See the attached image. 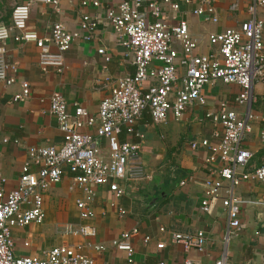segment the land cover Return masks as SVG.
Wrapping results in <instances>:
<instances>
[{"label": "built area", "instance_id": "1", "mask_svg": "<svg viewBox=\"0 0 264 264\" xmlns=\"http://www.w3.org/2000/svg\"><path fill=\"white\" fill-rule=\"evenodd\" d=\"M60 11L61 0H36ZM221 0H184V5H197L192 13L214 23L218 22L216 3ZM231 11L239 3L247 2L249 17L238 29H228L209 35L211 50L204 55L196 51L199 42L189 31L184 19L168 23L164 7H170L173 13L181 6L172 0H124L117 9H110L106 19L111 24L117 40L126 49L135 67L132 76L118 80L117 85L100 102L98 114H91L84 106L76 105L74 113L69 111L66 98L61 93L50 97V114L58 121L64 141L60 147H30L27 153L31 162L21 168V175L15 189L7 191L4 185L7 179L0 174V264H97L86 253L92 248L102 254L104 247L90 241L97 238L95 227L84 225L78 228L67 227L65 233L83 239V242L65 243L42 252L41 256L17 255L13 240V230L25 228L31 224H42L46 218L44 194L52 184L62 180L65 171L71 173L74 184L87 194H94V187L107 186L115 199L122 198L126 186L145 179V170L141 161V144L127 140L112 150L110 159L100 155L102 140L119 136H139L136 125L148 113L154 125H160L169 116L175 120L183 119L187 110L194 105H205L203 90L219 82L236 85L240 88L234 99L238 106L246 107L240 113L230 108L229 102H221L217 109L206 113L213 123L212 136L217 140L211 144L204 139L200 144L192 143L191 148L202 145L211 151L207 162L218 159L222 166L213 171V177H219L230 184L222 206L228 219V227L222 243L223 249L215 264H234L230 259L229 243L235 232L241 229L240 212L244 206H264V197L245 199L235 195V188L246 182H264V164L253 170L247 166L253 157L243 143L251 133L256 115L253 104L262 105L261 140L264 142V93L259 94L258 86L264 87V21L257 12L264 7V0H232ZM101 7L100 0H83L81 7ZM32 3L13 7L8 24L0 23V84L9 87L18 82L16 65L7 62L6 43H33L39 50V67L43 73L54 70L61 74L66 70L65 54L73 44L83 39L91 42L96 39L98 16L85 14L81 17L76 31H69L62 23H55L47 36H40L28 29ZM53 48L55 50H53ZM216 48V50H214ZM98 54L106 62L111 61L104 49ZM21 92L14 95L13 101L28 99L31 92L27 81L21 82ZM86 127L94 132H86ZM10 139H3V145ZM19 145V141H14ZM31 164L39 170L33 172ZM220 187L212 179L205 183L201 210L211 213L220 200ZM114 206V203H112ZM77 209L82 219L93 218L86 201L78 200ZM121 217L127 212L120 210ZM164 228L161 232H165ZM140 235L138 229L124 232L115 244L117 250L125 252L129 263L133 262L135 249L132 239ZM151 237H145L149 243ZM174 244H180L186 251H203L207 243L204 231L195 233H174ZM164 243L157 248L163 249ZM26 246L28 244L26 243ZM101 264H108L103 262ZM156 264H169L161 260ZM184 264H199L186 260Z\"/></svg>", "mask_w": 264, "mask_h": 264}, {"label": "crops", "instance_id": "2", "mask_svg": "<svg viewBox=\"0 0 264 264\" xmlns=\"http://www.w3.org/2000/svg\"><path fill=\"white\" fill-rule=\"evenodd\" d=\"M83 0H61L60 11L36 0H0V23L10 22L11 12L16 5L32 3L28 29L40 36L50 34L55 23H62L69 31H76L81 17L85 14L98 16L96 39L91 42L80 39L65 54L66 70L59 74L54 70L43 73L39 67V50L33 43H6V58L18 68V82L6 87L0 84V174L7 179L4 185L7 191L15 189L24 164L30 163L27 149L30 147H60L64 136L59 129L56 117L50 114V97L61 93L67 100L69 111L74 113L76 105L84 106L91 114H98L100 102L123 77L132 76L135 67L126 49L117 40L114 30L106 19L110 9H117L124 0H100L101 7H81ZM92 1V0H87ZM181 6L175 14L170 7H164L168 23H175L177 18L189 24L190 35L199 42L196 51L204 55L211 50L209 35L228 29H238L249 17L247 2L239 3L231 11L232 0L216 3L218 22L195 16L192 11L197 5H184V0H172ZM257 17L264 21V7L257 12ZM104 49L111 61L106 62L98 54ZM53 50H55L53 48ZM216 50V48H214ZM27 81L31 92L28 99L14 102V95L21 92L20 83ZM240 88L219 82L207 85L203 90L205 105H194L177 121L169 116L160 125H154L148 113H145L136 125L139 136H126L125 139L141 144V161L145 170V179L126 186L122 198L115 199L107 186L94 187L90 195L76 186L71 173L65 171L62 180L52 184L44 194L46 218L42 224H31L25 228L13 230V240L17 255L41 256L42 252L65 243L77 244L82 238L67 235V227L78 228L88 225L97 229L98 235L90 241L104 247L102 254L94 249L86 253L97 264H156L161 260L169 264H184L192 260L199 264H215L223 249L224 235L228 227L222 199L230 184L212 172L218 171L222 164L216 159L208 163L211 151L199 147L191 148L192 143H201L207 139L216 144L212 133L214 125L206 113L217 109L219 104L228 101L230 108L241 116L246 107L238 106L235 98ZM259 94L264 87L258 86ZM256 115L252 131L246 135L243 147L253 154L247 169L253 170L264 164V142L261 140L262 105L253 104ZM86 132L94 128L86 127ZM10 139L8 144H1L3 139ZM119 135L102 140L100 155L108 161L112 150L122 143ZM19 141L17 145L14 141ZM31 170L37 172V165L31 164ZM220 187V200L209 214L201 210L205 183L212 179ZM235 195L245 199L264 197V182H246L235 188ZM86 201L93 218L82 219L77 209V201ZM114 203V206L112 205ZM120 210L127 214L121 217ZM241 229L235 232L230 247V259L234 264H264V206H244L240 212ZM164 228L166 231L161 232ZM138 229L140 235L132 239L135 249L133 262L129 263L125 252L117 250L116 243L124 232ZM204 231L207 235L203 251H186L180 244L171 242L174 233H195ZM151 237L144 243L145 237ZM26 243L28 246H26ZM158 243H164L161 250Z\"/></svg>", "mask_w": 264, "mask_h": 264}, {"label": "trees", "instance_id": "3", "mask_svg": "<svg viewBox=\"0 0 264 264\" xmlns=\"http://www.w3.org/2000/svg\"><path fill=\"white\" fill-rule=\"evenodd\" d=\"M120 135L124 137V139H123V141H122V142H125V141H126V139H125V137H126V134L123 132V133H122V134H120Z\"/></svg>", "mask_w": 264, "mask_h": 264}]
</instances>
